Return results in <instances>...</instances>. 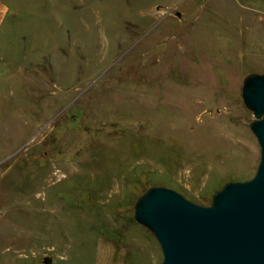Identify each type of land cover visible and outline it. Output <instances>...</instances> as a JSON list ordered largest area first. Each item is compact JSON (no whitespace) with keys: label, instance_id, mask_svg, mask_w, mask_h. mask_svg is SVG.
I'll use <instances>...</instances> for the list:
<instances>
[{"label":"rangeland","instance_id":"374dc122","mask_svg":"<svg viewBox=\"0 0 264 264\" xmlns=\"http://www.w3.org/2000/svg\"><path fill=\"white\" fill-rule=\"evenodd\" d=\"M0 2V264H161L147 189L206 207L257 169L264 0Z\"/></svg>","mask_w":264,"mask_h":264},{"label":"water","instance_id":"95a60500","mask_svg":"<svg viewBox=\"0 0 264 264\" xmlns=\"http://www.w3.org/2000/svg\"><path fill=\"white\" fill-rule=\"evenodd\" d=\"M241 94L260 151L254 175L225 183L206 207L165 187L135 202L134 219L155 237L161 264H264V74L246 76Z\"/></svg>","mask_w":264,"mask_h":264},{"label":"crops","instance_id":"0c3cea01","mask_svg":"<svg viewBox=\"0 0 264 264\" xmlns=\"http://www.w3.org/2000/svg\"><path fill=\"white\" fill-rule=\"evenodd\" d=\"M7 11H8L7 7L0 2V26L3 22V18L7 13Z\"/></svg>","mask_w":264,"mask_h":264},{"label":"trees","instance_id":"16d2710c","mask_svg":"<svg viewBox=\"0 0 264 264\" xmlns=\"http://www.w3.org/2000/svg\"><path fill=\"white\" fill-rule=\"evenodd\" d=\"M44 264H51L50 259H49V258H45V259H44Z\"/></svg>","mask_w":264,"mask_h":264}]
</instances>
